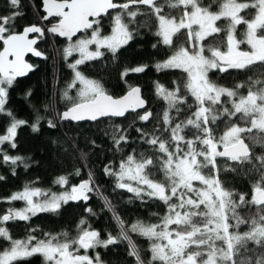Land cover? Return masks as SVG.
<instances>
[{
    "label": "snow or ice",
    "instance_id": "1",
    "mask_svg": "<svg viewBox=\"0 0 264 264\" xmlns=\"http://www.w3.org/2000/svg\"><path fill=\"white\" fill-rule=\"evenodd\" d=\"M8 5L14 11L0 15V115L8 117L5 132L0 134V163L11 165L13 175L20 165L25 170L30 167V157L10 155L4 147L7 144L15 149L18 128L29 125L6 108L8 89L17 77L34 70L25 56H43L35 45L45 31H50L66 38L65 58L79 53V59L69 65L74 77L63 90L66 110L60 118L76 122L108 118L112 123L105 134L117 151H122V143L137 142L130 140L129 132L143 122L134 130L152 155L137 153L133 148L118 167L108 165L104 173L115 177L116 187L134 194L136 199L163 202L166 214L155 223L138 219L128 224L105 197L104 207L113 213L116 235L107 233L102 238L81 218L75 236L68 231L37 236V229L30 228L23 239H18L6 227L9 221H30L39 213H58L69 201L87 202L89 193L104 197L90 170L88 178L78 185H69L67 176H59L54 183L66 188L59 194L26 184L22 191L6 198L9 204L23 201L25 206L10 207L0 215V264H30L37 256L42 264H107L96 250L119 243L126 244L134 264H264V71L261 78L253 75L254 66L264 70V0H219L216 10H212V4L204 5L203 0H42L46 15L39 19L56 22L47 29L38 24L26 25L21 31L16 27L17 18L24 15L19 10L20 0H8ZM141 5L147 6V13ZM138 15L155 18L154 34L160 38L159 43L172 50L166 60L154 65L155 69L185 74L182 84L174 81L172 89L156 82V96L166 103L162 116L159 112L153 114L140 87L129 85L126 94L117 96L78 68L101 59L106 52L116 59L142 26L136 20ZM106 16L113 23L110 33L102 34ZM222 20L226 23L219 24ZM240 25L245 30L238 38ZM30 34L38 35L29 38ZM73 37L77 39L73 41ZM147 67H126L121 79L129 73H142ZM230 69L247 70V79L227 87L209 76L214 70L223 73ZM242 88L246 92H241ZM116 118H126V126ZM41 119L36 115L31 123L34 131L39 130ZM221 124L224 130L217 135ZM55 126L49 121V127ZM144 126H152V131H145ZM186 130L189 135H185ZM69 146L82 159L87 158L75 144L69 142ZM218 158H223L219 164ZM246 166L247 173L259 177L251 184L250 196L226 187L221 178V172L240 169L243 173ZM157 171L161 179L154 178ZM80 174L77 168L75 175ZM85 211L96 215L90 207ZM132 234L149 242L150 258L141 255Z\"/></svg>",
    "mask_w": 264,
    "mask_h": 264
},
{
    "label": "trees",
    "instance_id": "2",
    "mask_svg": "<svg viewBox=\"0 0 264 264\" xmlns=\"http://www.w3.org/2000/svg\"><path fill=\"white\" fill-rule=\"evenodd\" d=\"M42 0H20V11L24 13L22 17L16 20L17 31H21L24 26L37 24L41 15ZM213 0H203L204 5L212 4V10H216V4ZM141 10L148 12L147 7ZM14 11L8 5V0H0V15H8ZM137 22L142 25L139 31L133 36V39L120 49L117 58L113 59L111 53H107L99 60L89 61L78 68L86 76L100 80L105 87L114 95L122 96L128 91L129 85H139L143 97L148 101L153 114L160 113L162 116L166 103L156 96V82L172 89L174 81L182 84V77L185 75L179 70H166L158 72L154 65L164 61L171 55V49L159 43L160 38L154 33L156 31V20L149 15H138ZM224 24V22H221ZM244 25L237 29V37L244 31ZM135 27V26H133ZM106 30V23L102 22V33ZM224 36L222 33L221 37ZM175 39V38H174ZM214 38H209L212 40ZM206 40L204 43L207 44ZM2 44V42H0ZM156 47H153V45ZM244 48L246 45H242ZM2 48H0L1 50ZM39 49L44 53V42H40ZM207 54V53H206ZM47 59L34 63V70L25 78L16 79L12 87L8 89V102L6 108L10 109L18 119H24L29 125L22 126L17 130V147L11 149L6 144L4 147L10 155H21L30 157L28 161L30 167L25 168L20 165L16 167V174L13 175L11 165L0 163V198H4L12 191L22 188L26 184L44 185V190L56 192L59 185L54 181L61 175L67 176L69 185H76L88 178L90 170L101 185V192L104 197H99L94 193H89L91 197L87 202H68L63 204L58 213H44L33 217L26 229L35 228L37 232L34 235L40 236L41 233H58L68 231L71 236L76 235L78 222L85 218L93 230L101 233L104 238L107 233L116 235L118 229L115 227L113 213L104 207V198L110 199L115 205L116 212L128 224L136 220H142L145 223H155L160 216L166 214V206L163 202L145 197L143 201L134 198V194L124 189L116 187L115 177L107 176L104 168L112 165L118 167L122 157L131 153L135 148L137 153L144 151L146 155H152L149 146L139 141V136L135 132V127H141L143 122H138L129 132L130 140L137 142L121 144L122 151H117L113 140L105 134L109 128L111 120L103 118L101 121L86 122L80 124L64 123L60 120V114L66 110V102L62 99L63 90L73 79V70L68 66V60L62 51L55 50L47 46ZM139 65L148 67L142 73H129L123 80L121 72L124 68H133ZM256 71L254 78H261V72L264 70L254 66ZM248 72L230 69L228 72H219L214 70L209 73L210 78L216 80L219 84L232 87L237 83L244 82L247 79ZM127 81V84L125 83ZM75 90H73L74 92ZM246 92V88L240 89ZM31 93V95H28ZM191 98H189V102ZM36 115H40L39 130L34 131L30 126L35 122ZM183 115V114H182ZM49 121L54 123L55 127H49ZM116 122L126 126V118L116 119ZM219 123V122H218ZM8 124V117L0 115V134H4L5 127ZM152 122L149 121V125ZM145 131L151 132L152 126H144ZM162 129L163 123L159 125ZM223 125H220L217 135L223 132ZM255 134V132L253 133ZM185 135H189L186 130ZM95 141V144H92ZM69 142L75 144L79 150L87 154L86 159H82L69 146ZM248 141H246L247 143ZM256 151H259L257 149ZM221 159L218 158V164ZM81 169L79 176L75 175L76 169ZM155 179H161L157 171ZM221 178L226 181V187H232L237 192H247L251 194V184L259 177L257 173H247V166L242 173L240 169L237 172H221ZM131 201V202H130ZM91 208L96 215H90L85 211ZM156 213L157 215H153ZM87 227V225H85ZM25 226H18L17 230H12L13 235L26 233ZM243 230V227L242 229ZM134 241L141 249V255L148 259L150 252L147 251L149 242L140 236L132 234ZM83 251V250H81ZM101 253L103 260L107 264H134V258L128 256V249L125 243L110 245L107 249H97ZM89 250V255H92ZM30 264H36L33 260Z\"/></svg>",
    "mask_w": 264,
    "mask_h": 264
},
{
    "label": "flooded vegetation",
    "instance_id": "3",
    "mask_svg": "<svg viewBox=\"0 0 264 264\" xmlns=\"http://www.w3.org/2000/svg\"><path fill=\"white\" fill-rule=\"evenodd\" d=\"M142 7H147V6H140V8ZM143 11V10H142ZM145 12V11H144ZM44 14L41 12V15L39 16L40 17H43ZM56 21L53 20L52 23H55ZM102 22H105L106 23V30L104 33L102 34H109L110 33V30H111V26H112V19L108 16L104 17ZM52 23H49L48 20H41V19H38V25L39 26H42L46 29L47 26H49L50 24ZM82 35V34H80ZM79 35V36H80ZM222 35V33L220 34V36ZM77 39L76 38H73V41H75ZM40 42H44V53L39 49V44ZM130 42V41H129ZM128 42V43H129ZM67 40L66 38L65 39H62V38H59L57 36H54L52 34H50L49 32L45 31V35L42 39L38 40V43L36 45V48L41 51L43 53V56H46V52H47V46L49 47H53L55 50H60L62 51L63 53V49L67 46ZM94 47V45L92 46ZM241 47H243L241 45ZM245 48V46H244ZM75 56V57H74ZM75 58H77V55L76 53H73V55L71 57H67L66 59L68 60V66L75 60ZM45 59V58H44ZM43 59V60H44ZM167 59V58H166ZM165 59V60H166ZM27 60L34 66V63L36 62H40L42 60H35L31 57H28ZM71 68V67H70ZM72 69V68H71ZM134 86H139V85H134ZM140 87V86H139ZM141 88V87H140ZM142 91V90H141ZM143 96V95H142ZM79 183V182H78ZM32 186L34 187H40L41 189L44 190V185H39V184H31ZM24 187V186H23ZM23 187L20 188V189H17V190H14L12 191L9 195H7L6 197L4 198H0V201H3V202H0V215L2 214H5L7 212V210L10 208V207H14L16 209H21L25 206V202L23 201H13L11 204H9L7 201H6V198H8L12 193L14 192H18V191H22L23 190ZM47 191V190H46ZM69 202H74V201H69ZM44 213H39L38 215H43ZM38 215L34 216V217H37ZM33 219V217H32ZM31 219V220H32ZM30 221H9L8 224L6 225V227L9 228L10 232H11V235L14 237V238H18V239H23L26 235H27V231L28 229H26V226L29 225V223L31 222ZM25 226L24 230L26 231V233L24 234V232L20 233L21 235H13L12 233V230H17L18 226ZM35 260L36 261V264H42V259L40 257H33L31 262Z\"/></svg>",
    "mask_w": 264,
    "mask_h": 264
},
{
    "label": "water",
    "instance_id": "4",
    "mask_svg": "<svg viewBox=\"0 0 264 264\" xmlns=\"http://www.w3.org/2000/svg\"><path fill=\"white\" fill-rule=\"evenodd\" d=\"M142 6V5H141ZM41 12L44 14V16L46 15V13L43 11V8H42V1H41ZM52 26V24H50L49 26H47L46 27V29L47 28H50ZM47 32H49L50 34H52V35H54V36H57V37H59V38H62V39H65V37H61V36H58L57 34H55V33H52V32H50V31H47ZM36 35H38V34H30V37L29 38H33L34 36H36ZM80 35V33H78L77 34V36H79ZM73 38H76V37H73ZM37 45V44H36ZM36 45H35V48H36ZM37 49V48H36ZM2 50V49H1ZM38 50V49H37ZM28 57H31V58H33V59H35V60H43L44 58H43V56H41V57H37V56H34L33 54H31V53H29L28 55H26L25 56V60L28 62V63H30L28 60H27V58ZM31 64V63H30ZM32 71H30L27 75H25V76H22V77H17L16 79H22V78H25V77H27L30 73H31ZM139 87V86H138ZM141 89V88H140ZM127 92V91H126ZM126 92L124 93V94H126ZM123 94V95H124ZM141 94H142V91H141ZM65 111V110H64ZM142 111V110H141ZM63 112V111H62ZM61 112V113H62ZM103 119V118H102ZM116 119H119V118H116ZM60 120L62 121V122H64V123H72V124H80V123H86V122H96V121H79V122H76V121H65V120H62L61 118H60Z\"/></svg>",
    "mask_w": 264,
    "mask_h": 264
},
{
    "label": "rangeland",
    "instance_id": "5",
    "mask_svg": "<svg viewBox=\"0 0 264 264\" xmlns=\"http://www.w3.org/2000/svg\"><path fill=\"white\" fill-rule=\"evenodd\" d=\"M243 14V13H242ZM221 22H224V23H226V21H219L218 23L219 24H221ZM239 27V26H238ZM238 29V28H237ZM243 30H245V26H243ZM92 50H95V45H94V47H92ZM76 55H77V58H75V60H77V59H79V53H76ZM75 57V56H74ZM75 60L72 62V63H74L75 62ZM73 77H74V72H73ZM80 183V182H79ZM78 183V184H79ZM78 184H76V185H78ZM59 185V184H58ZM66 190V188L64 187V186H61V185H59V190L58 191H56V192H54V193H57V194H59V193H62V192H64Z\"/></svg>",
    "mask_w": 264,
    "mask_h": 264
}]
</instances>
